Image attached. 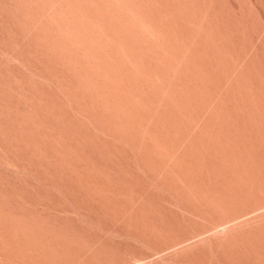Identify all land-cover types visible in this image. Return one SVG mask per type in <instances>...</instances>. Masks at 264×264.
Masks as SVG:
<instances>
[{"label":"bare ground","instance_id":"obj_1","mask_svg":"<svg viewBox=\"0 0 264 264\" xmlns=\"http://www.w3.org/2000/svg\"><path fill=\"white\" fill-rule=\"evenodd\" d=\"M0 264H264V0H0Z\"/></svg>","mask_w":264,"mask_h":264}]
</instances>
